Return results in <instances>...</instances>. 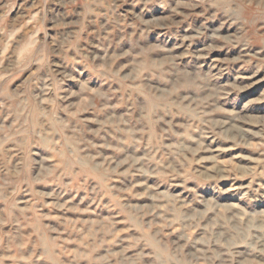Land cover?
I'll return each instance as SVG.
<instances>
[{
	"label": "rangeland",
	"instance_id": "obj_1",
	"mask_svg": "<svg viewBox=\"0 0 264 264\" xmlns=\"http://www.w3.org/2000/svg\"><path fill=\"white\" fill-rule=\"evenodd\" d=\"M86 2L48 0L43 6L48 18L41 23V0H9L7 11L0 8V29L15 28L19 38L40 26L37 47L41 40L51 43L58 34L73 30ZM219 3L227 7L229 0ZM248 4L250 7L251 0ZM118 11L142 20L148 47L159 49L146 52L144 62L128 57L130 45L124 47V55L111 53L113 67L119 66L118 74L127 89L144 102L137 105V111L150 116L155 106L167 105L177 95H182L188 108L201 102L194 87L167 88L144 81L147 62L163 68L170 51L181 64L197 62L210 71L215 77L213 86L226 93L219 99L220 111L201 113L207 117L203 127L211 134L199 146L183 145V151L175 139L163 137L164 149L172 155L156 152L153 157L165 170L156 175L137 174L147 154L141 137L150 142L158 136L159 128L147 117L149 127L135 124V144L125 145L127 155H123L116 141L130 137L132 128L119 133L114 130L123 128L134 105L117 103L110 108L104 104L97 115L89 105L99 108L103 103L99 93L105 89L98 88L93 79L89 87L97 94L94 102L90 95H73L65 103V107L75 104L71 115L87 121L89 129L99 133L95 137L89 133L93 144L99 143V151H80L73 145L65 152L74 165L75 178L64 175L73 169H65V161L44 147L18 144L17 137L5 145L7 157L0 149V264H143L139 253L143 250L144 260L150 259L149 249L162 255L164 264H177V254L184 257L183 264H204L209 256H220L215 264H264V197L244 200L238 195L256 173H260L257 184L264 182V29L247 45L240 42L237 31L221 29L218 36L217 25L211 20L205 23L206 11L194 0H125ZM54 12L66 13L64 23L73 28L53 24ZM86 40L91 43L92 37L86 34ZM27 52L21 55L22 61ZM8 75L0 73V82ZM30 75L25 69L15 75L12 85L26 82ZM69 83L73 92L79 90L75 81ZM120 87L113 88L114 96ZM40 103L56 106L47 96ZM44 118H48L46 111ZM174 123L182 127L184 121ZM16 127V120L3 124V128ZM45 135L55 136L56 144H61L54 127ZM3 137L5 132L0 130ZM173 161L182 168L187 165L175 181H182L186 172L196 174V179L187 182L189 189L199 192L194 202L185 193L183 203H176L179 192L168 191L160 182V177L172 178L167 169L179 171ZM217 169L222 173L219 178ZM81 173L87 178L81 179ZM145 185L163 199L150 196ZM215 185L228 190L217 194ZM172 186L184 188L180 182ZM98 187L104 194L97 195ZM178 241L180 247H174Z\"/></svg>",
	"mask_w": 264,
	"mask_h": 264
},
{
	"label": "clouds",
	"instance_id": "obj_2",
	"mask_svg": "<svg viewBox=\"0 0 264 264\" xmlns=\"http://www.w3.org/2000/svg\"><path fill=\"white\" fill-rule=\"evenodd\" d=\"M57 2L64 3V0H57ZM124 2L125 0H87L85 11L74 28L72 24L64 23L66 13L54 12L53 24L73 28V30L58 34L51 43L41 40L38 47L37 36L41 30L40 26L27 36L22 35L19 38L16 37L17 30L15 28L0 29V73H9L8 78L0 82V130L5 132V137L0 138V149L3 150L6 157L8 150L5 145L9 140L18 137L20 138L16 141L18 144L44 147L52 152L56 159L64 160L65 169H73L71 173L64 171V175H71L75 178L74 165L71 160L66 159L65 152L73 145L80 151L85 149L99 151V143L93 144L92 139L89 138L90 132L92 137L99 133L89 129L87 121H82L78 116L71 115L75 110V104L67 103L65 107V103L73 95L77 97L90 95L94 102L97 94L93 93L89 87L93 79H96L98 88L105 89L99 93L100 99L103 101L101 106L96 108L94 104L89 105L97 115L101 114L104 104H108L110 108L117 103H133L134 105L133 111L125 118L123 128L118 126L114 130L119 133L131 127V136L116 141V136L113 134V140L117 142L118 150H121L123 155H127V152L123 151L125 145L135 144V124H144L145 127H149L147 117L153 122L152 126L159 128L158 136L151 137L150 142L141 137L147 148V154L140 161L137 174L156 175L165 170L153 157V153L156 152L165 153L166 156L172 155V153H166L163 137L175 139L176 143L181 145L180 150L183 151V145L195 143L199 146L204 137L211 134L210 129L203 127L207 117H201V113L220 111L219 99L226 93L213 86L215 77L210 71H205L197 62L181 64L179 58L172 57L170 51L166 53L169 60L163 68H154L150 61L147 62V76L144 81L167 88L173 86H176L177 89L194 87L195 94L201 98V102L188 108L187 103H182V95H177L174 100L170 98L167 105L155 106L150 116L146 111H137V105L144 102L127 89L122 77L118 74L119 66L113 67L111 53L124 55V47L130 45V50L126 53L128 57L137 62H144L146 52L159 51V49L148 47V40L143 35L147 29L142 27V20L134 14L131 17L120 14L118 10ZM130 2L138 3L139 0H130ZM47 3L48 0H41V23L48 18L43 7ZM194 3L206 11L205 23L211 20L217 25L216 35L218 36L221 29L237 31L240 42L247 45L251 42V37L254 34L264 29V0H251L250 7L248 0H243V2L242 0H229L227 7L221 6L219 0H194ZM10 6L9 0H0V8L7 11ZM129 19H131V23H128ZM86 34L92 37L91 43L86 40ZM225 46L227 45L225 44ZM28 49L31 51L27 52ZM69 51H71V55H69ZM26 52V60L22 61L20 57ZM56 57H59L58 61L55 59ZM25 69L32 73L28 80L19 85H12L15 75ZM72 81L79 85V90L76 92L71 90L72 85L69 82ZM117 84H120L121 87L119 93L114 96L112 90ZM45 96L56 102L54 108L40 103V100ZM45 111L48 113L47 119L44 118ZM10 120H16L19 127L3 128L4 122ZM176 120L184 121L183 126L177 127L174 123ZM53 127L55 135L61 136L59 146L56 144L55 136L45 135V131ZM63 133L69 135L65 136ZM104 143L107 145L109 141L105 140ZM81 145H83L82 149ZM137 147L139 146L137 145ZM73 154L75 155V153ZM44 162V159L39 161L40 164ZM152 164L157 166L153 168ZM173 165L179 171L173 173L171 169H167L169 177L172 178L160 177V182L168 191L179 192V195L175 197L176 203H183L181 197L185 193L194 202L199 198V192L195 188L189 189L187 182L196 179V174L186 172L182 181H175V177L179 176L180 172H184L187 165L185 164L182 168L174 161ZM216 175L217 178L222 175L219 169L216 170ZM259 175L260 173L253 175L246 189L238 193L241 199L251 200L264 197V182L259 184L256 182V177ZM80 178L86 179L87 177L81 173ZM57 182L62 184V180L58 179ZM174 182L183 183L184 188L176 189L172 186ZM145 187L150 196L155 195L158 199H163L155 189L147 185ZM213 188L217 194H223L228 190L219 185H215ZM102 194H104L103 191L98 187L97 195ZM174 247H180V242L178 241ZM139 255L143 264H164V257L158 254L155 249H149L147 252L150 259L144 260L145 252L143 250ZM197 256L199 257L200 254ZM216 260H220V256H209L204 264H215ZM183 261L184 257L177 254V264H183ZM221 264L224 262L222 261Z\"/></svg>",
	"mask_w": 264,
	"mask_h": 264
}]
</instances>
